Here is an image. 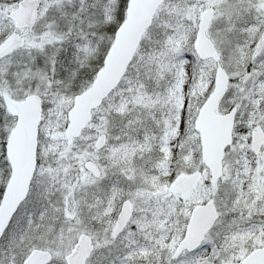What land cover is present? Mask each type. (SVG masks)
Here are the masks:
<instances>
[{"label":"snow or ice","instance_id":"obj_1","mask_svg":"<svg viewBox=\"0 0 264 264\" xmlns=\"http://www.w3.org/2000/svg\"><path fill=\"white\" fill-rule=\"evenodd\" d=\"M0 264H264V0H0Z\"/></svg>","mask_w":264,"mask_h":264}]
</instances>
